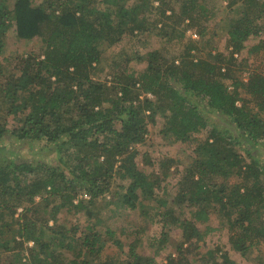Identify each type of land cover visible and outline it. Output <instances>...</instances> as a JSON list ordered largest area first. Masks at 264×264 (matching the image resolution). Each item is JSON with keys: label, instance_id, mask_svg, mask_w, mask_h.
Listing matches in <instances>:
<instances>
[{"label": "trees", "instance_id": "16d2710c", "mask_svg": "<svg viewBox=\"0 0 264 264\" xmlns=\"http://www.w3.org/2000/svg\"><path fill=\"white\" fill-rule=\"evenodd\" d=\"M227 1L243 5L230 23L228 54L203 56L189 40L178 55L148 51L141 70L127 57L105 73L103 47L117 46L128 32L150 33L147 14L154 10L151 30L165 43L179 30L182 42L189 28L205 37L214 17L205 1L0 0V264H158L165 236L152 238L154 257L141 253L138 241L125 261L102 253L101 241L115 236L101 216L100 200L109 194L123 210L155 202L164 226L181 230L178 256L165 264H194L193 253L196 264H216L220 247L201 252L193 241L214 231L197 226L215 211L235 231L231 247L244 258L264 244V71L254 69L244 81L236 58L262 30L264 0ZM13 28L20 40H39L41 54L6 61ZM249 54L264 56V39ZM158 118L173 141L194 145L191 163L175 170L177 186L168 182L167 158L159 173L140 168L154 165L137 146ZM204 130L205 139L193 138ZM80 195L89 199L75 204ZM63 209L84 211V228L59 224ZM221 257L236 264L226 252Z\"/></svg>", "mask_w": 264, "mask_h": 264}, {"label": "rangeland", "instance_id": "374dc122", "mask_svg": "<svg viewBox=\"0 0 264 264\" xmlns=\"http://www.w3.org/2000/svg\"><path fill=\"white\" fill-rule=\"evenodd\" d=\"M198 1V5L200 2H203V0ZM204 1L209 14L214 16L213 19L206 24L209 32L205 35V37L200 38L197 29L189 28L184 32L185 37L182 38V42L178 40L183 30H179V32L176 31L174 35L175 39L173 40V43H165V38L157 36V30H155L154 33L151 30V26H153L152 23L157 17H159L158 13L154 10L153 12L147 14L150 33L139 34L135 32L132 34L128 32L117 46L112 47L109 50L107 46L103 47V66H101V68H105L104 72L106 73L109 68L114 67L116 62L123 63L128 57V59L134 63V69L141 70V68L146 66L145 62L141 60V56L148 51L154 49H165L168 55H178L181 49H184V42L186 43L189 40L197 42L199 52L203 56H206V54L209 53L216 54L218 52L228 54L227 33L230 23L232 19H239L242 16L243 5L240 2L235 7H229V1L227 0ZM187 2H189V0H187ZM177 4L178 5L176 6H180V3ZM155 5L157 6L158 4ZM176 11H178V8H176ZM168 14H170V12ZM257 26L262 29L260 34L247 41L246 49L240 55H236L238 60L237 67H243L240 77L244 81H247L249 73L254 69L259 68L264 71V56L249 54L250 48L258 44L260 40L264 39V20L258 21ZM41 52L42 46L39 40H20L17 38L14 28L8 32L5 50V57L7 58L6 61L11 60L12 64H15V59H18L16 57L20 55H27L31 53L41 54ZM12 68L13 69L11 71H14L15 67ZM105 73L103 74L105 75ZM16 123V120H14L12 116L8 118L9 126L12 127ZM206 137L207 131L204 130L193 138L196 140H203ZM18 146H21L20 148H22V150L29 153L39 150V147L35 146L30 148L27 144H19ZM193 148L194 145L190 146L189 144L173 141L172 136L167 135L165 131L164 120L162 118H158L157 124L149 127V133L146 137L145 143L137 146V149L141 153L147 152L150 155L154 161V165H141L140 168L147 174L159 173L160 170L158 168V162L161 163L162 160L167 158L166 160L170 161L169 165H171L172 171L168 182L177 186L179 175L175 173L178 169L183 170L184 166L191 163L193 158ZM33 158L44 159L41 155ZM176 190L174 189V191ZM112 191L114 192V190ZM121 192L122 191H120V193ZM112 197V194H109L100 200L101 205L105 206L101 214L104 220V225L112 228V231L115 232L113 240H104L99 244L98 247L102 250L103 254L114 255L121 261H125L129 258L127 252L129 251L130 245L138 241V250L141 253L144 251L146 256L154 257V248L151 246L152 238H161L165 236L167 239L166 248L160 256L156 257V262L158 264H165L167 263L166 261L170 255L173 257L178 256L175 249L183 241L182 232L175 227L164 226V224L160 221V217L157 215L159 212V205L157 203H146L143 207L137 209L136 211L123 210L118 206L119 203L114 201ZM81 198L87 200L89 199L86 195H80L78 199L74 200V203L78 204ZM20 211H22V209H20ZM83 214L84 211H82L79 215H74L72 213H68L66 209H63L58 215L59 224H63L64 228H70L78 223L82 226V228H84L85 216H83ZM50 225H53V221H50ZM197 227L203 233H205L208 228L214 229V231L207 233L206 237L202 239L201 242L198 237H196L193 241H197V244L202 245L201 252L215 250L217 247H220L221 251L218 253L215 260L216 264H222L223 259L221 255L223 252H226L230 257V260L234 261L236 264H257V260L264 257V244L252 250L250 257L247 259L237 251L233 250L230 241L231 237L235 235V231L231 232L230 226L220 218V214L217 211L213 212L208 223L198 224ZM103 232H105V228ZM138 232L140 233L139 235ZM29 244L33 246V243ZM186 246L187 245H185V248ZM189 258L194 264L199 263L197 261L199 260L198 254L193 253L189 256Z\"/></svg>", "mask_w": 264, "mask_h": 264}]
</instances>
